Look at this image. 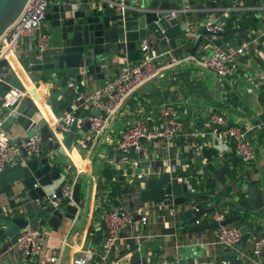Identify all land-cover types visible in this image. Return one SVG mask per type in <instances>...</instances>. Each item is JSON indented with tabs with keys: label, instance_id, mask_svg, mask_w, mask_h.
Returning <instances> with one entry per match:
<instances>
[{
	"label": "crops",
	"instance_id": "obj_1",
	"mask_svg": "<svg viewBox=\"0 0 264 264\" xmlns=\"http://www.w3.org/2000/svg\"><path fill=\"white\" fill-rule=\"evenodd\" d=\"M169 1L173 6H176L180 0ZM210 1L215 2L216 8L233 3L232 0H191L194 6L197 3L203 4V10L207 11L206 16H209L213 12L212 8H215L210 5ZM257 1L262 2V0H249L247 4L253 5L258 3ZM258 11L250 10L247 14H241V16L237 13L236 21L241 22L242 25L246 18L250 16L249 25L244 31L236 33V35L239 34L238 36L234 37L231 36L232 34H229L223 37V44H231L235 40L238 41L252 29L260 31L261 36L259 39L261 42H264V21ZM196 18L198 21L201 20L198 14H196ZM47 27V23L43 21L41 29L45 31ZM26 41L22 42V54L19 57L10 56L9 60H4L1 68L3 75L7 72L15 74L22 83L27 85L31 91V95L24 98L16 106V111L13 112L11 107L6 108L2 105L3 96L0 91V115L4 117V119H0V123L4 129L7 126L5 118L9 114H13L17 120L12 123L10 130L6 132L12 144L20 145L25 141L22 139L16 142L13 141L17 137L24 138L26 136L25 132L28 127H24V123L29 119H38L43 116L51 133L57 140L61 141L64 131L51 126V121L54 117L50 106L45 102L49 87L52 85L55 87L56 84L51 79L39 82L38 78L35 77L36 72L29 74L25 70V64L39 52L29 49L26 46ZM258 49L260 53L246 54L242 62L225 77L218 76L209 69L197 66L190 60L170 66L167 65L169 60L162 59L161 65L164 66L163 68L167 67V69L152 81L135 89L133 93L128 94L129 96L127 95L125 102L118 106L106 130L100 136H95L87 125V122L79 118L76 128V138L84 144L89 140L92 141L85 157H82L79 151L75 149L70 153L72 159L84 161V172H81L84 178L80 193L82 201L77 205L75 218L73 220H66L57 230L44 224L38 226L37 229L43 231L42 249L39 254L30 257L28 264H74V260L81 257L85 250L89 248L97 250L99 248L102 239L98 241L96 234L97 232H100L101 235L103 234V214L113 204L107 196L110 184L120 181L128 184L130 190L138 188V186L131 185L130 182L134 175L133 173L139 168H143V163H145V160H143L140 167L135 169L129 166L130 162L127 160L138 157L134 149H131L125 155L126 159L120 160L116 147L119 131L136 119H147L148 123L151 124L150 119L158 115L159 107L165 103L174 105L179 118L182 120L184 126L189 129L199 128L211 109L226 116L228 123L231 125H237L242 129L251 127V125L254 126V129H250L248 132L252 143L256 144V148H254L255 159L250 164H244L236 154L232 143L226 142V140L220 142L218 149L213 147L208 148L209 151L211 149L215 151L214 154L210 151L213 156L212 160H208L203 153L204 159L192 156L183 150L180 141L176 142L173 150V152L175 150L180 152L181 160L184 164L183 167L178 168L179 176H185L190 162L199 163V169L196 171L197 178L198 182L202 180L205 183L204 191L207 199V202L200 200L203 206H209L215 202H225L219 209L228 208L230 215L241 213L235 203L231 201L233 198L238 202L239 190L234 181L236 176H244L248 182H257L264 190V142L258 140V136L260 135L258 130L261 126L263 127L260 115L264 114V45H260ZM175 52L176 54L187 55L184 51L175 50ZM122 60L123 58H115L112 63H109L106 77L102 80H93L85 77L87 84L84 89L89 91L90 88L103 84L107 79L114 77L121 66ZM259 70H261V73L257 75L256 72ZM258 80L261 83L259 87H256ZM32 89H34L33 92ZM59 102H62V100ZM87 110L88 106H83L82 112H86ZM82 132H85V136H82ZM47 140L51 141L52 139L46 138ZM93 150H95V155L91 160ZM45 153L46 151L43 150L39 155ZM160 155H162L161 152L154 153L148 147L142 156H148L152 161L157 163ZM219 155H221V158L215 159V156ZM203 164L207 166L209 172L212 174H216L221 164H226L228 170L224 176H227L225 182L230 186V190H225L226 184H223L222 181L217 186L212 177L209 178L214 181V186H211L209 181L203 180L204 175L201 170V165ZM232 169L236 172L233 180L232 177L228 176V172ZM66 171L68 173L69 169L65 168L62 176L66 174ZM78 175L73 174V177L76 178ZM86 175L92 178V186L87 207H84L83 201L86 196L87 186ZM60 182L61 179L57 181L55 186ZM55 186L47 189V194L54 192ZM7 190V196L0 193L2 207L10 205L16 209L13 213H18L22 209H25L26 206L31 205L30 203L32 202L22 198V195H25V190L19 182L7 186ZM135 192L136 194L132 195L131 198L128 197L127 193L126 197L122 199L124 203L130 206V200L133 203L139 202L137 190ZM195 198L197 199V191L195 192ZM41 203L42 199L39 204ZM182 216L180 210L175 209L170 202L165 201L161 203V206L150 212L148 222L141 224L138 219H135L133 225L124 230L122 239L118 242L111 258L117 264H126L128 255L121 258L119 256L121 252L129 247L127 239L135 237L136 242H141L138 249L141 252L142 260L139 264H149L159 259H167L173 262V264H220V262L229 264L225 260V257L228 254L234 253V251H230L220 245L207 243L213 239L216 228L201 229L199 222L183 226L181 224ZM251 216L256 219V230L254 231L264 233V217L258 215ZM64 239L69 245L63 241ZM240 249L249 251L250 242L247 240L245 243H241ZM10 250H14L17 256H10L8 254ZM4 258H6V262H9V264H19L20 261L26 260V258H22L19 255L17 247L14 244L7 247ZM234 264L249 263L245 259L236 257Z\"/></svg>",
	"mask_w": 264,
	"mask_h": 264
},
{
	"label": "water",
	"instance_id": "obj_2",
	"mask_svg": "<svg viewBox=\"0 0 264 264\" xmlns=\"http://www.w3.org/2000/svg\"><path fill=\"white\" fill-rule=\"evenodd\" d=\"M26 2L27 0H0V36L20 14ZM128 2L131 7L128 9L125 19H121L120 13L116 12L113 7H109L106 2L99 0H58L47 5L44 21L50 32V46L44 51L37 52V55L31 58L24 68L29 74L36 72L35 77L39 82L51 79L56 84L55 87L53 85L49 87L45 98L54 118H58L64 110L72 111L75 118L68 125V129L62 133L61 141L51 133L43 116L25 122L24 127H28L25 132L26 136L12 140L16 142L22 139L26 142L31 135L39 134L44 138L43 149L46 153L33 155L24 161L17 160L0 171V193L7 196V186L19 182L25 190V195L23 194L22 198L32 202L31 205L26 206L18 213L6 215L2 213L3 207L0 202V258L3 259L4 264H9L4 258L5 251L8 246L14 244V237L20 233L21 229L27 226L37 229L39 225L44 224L57 230L66 220L75 218L77 205L82 201L80 193L84 178L82 173L76 178L73 177V172L69 167L68 152L75 149L82 157L87 155L92 141L89 140L84 144L76 138L78 119H84L90 126L88 118L99 115L101 112L93 108L92 104L88 105L86 112H82V105H78L72 110L71 105L75 98L71 90L72 84L85 77L93 80L104 79L108 64L112 63L115 58L125 57L128 61L137 60L141 55L139 45L146 39H153L154 44L164 51L163 54L153 59L154 61L170 60L171 53L176 54L175 50L195 55L198 46L204 40L205 35L209 33L204 27L208 18L202 3L196 4L197 8L202 9L197 12L201 17L197 26L198 36L190 43L183 38L178 22L180 13L173 17H167L168 11L175 7L169 0H129ZM210 5L216 6L214 1H210ZM218 14V11L214 12L215 17ZM233 19L234 15L226 18V28L216 32L217 38L213 40L215 44L222 45L223 37L244 31L249 25L250 16L246 18L242 26H234ZM166 69L167 67L161 69L137 88L152 81ZM21 84V80L15 74L5 73L0 81L1 95L3 96L10 87H19ZM92 89L90 88L89 91ZM134 90L130 93H133ZM33 91L34 89H32ZM36 97L38 96L36 95ZM125 99L126 97L121 105ZM60 100L62 102H59ZM260 117L263 127L261 126L258 131L264 142V114H261ZM0 119H4V117L0 115ZM15 120L17 119L13 114L7 115L5 118L7 126L4 127V130L9 131ZM82 136H85V132H82ZM46 138L52 139V142L46 141ZM140 140L143 141L144 146L147 145L144 137H141ZM202 152L208 160L213 159L207 146H203ZM94 155L95 150L91 153V160ZM65 168H68L69 172L66 171V174L62 176ZM201 170L204 176L212 177L215 184L219 186L228 166L221 164L216 174L210 173L204 164L201 165ZM86 177L84 207H87L92 186V178L88 175ZM60 179L61 182L55 186ZM66 179L73 181L70 197H63L61 193V183ZM130 184L138 186V188L131 189L128 192V197L131 198L132 195H135L137 190L139 199V202L136 203L129 199L130 206L168 201L182 213L181 224L183 226L199 222L201 229H208L235 223L239 220L256 225V219L251 215L264 217V190L257 182L246 183L247 204H241L235 199H231L241 213L229 214L221 220H209L208 214L219 209L225 202H215L209 206H203L201 201L195 198V191L190 190L185 182L179 181L176 175H171L168 171H161L159 174L134 175ZM54 186V193L61 198L58 206L52 205L46 198L47 189ZM36 199L40 202L43 199L42 205L37 203ZM139 217L140 214H136L134 219ZM251 235V232H245L236 245L237 249H240V244L245 243ZM102 243L103 239L99 248ZM127 243L129 247L121 252L119 258L128 255L126 264L141 263L142 256L138 249L141 242H136V238L131 237L127 239ZM8 254L17 256L14 250H10ZM236 257L237 253L234 252L228 254L225 260L229 264H234ZM29 259L30 255H27L26 260L20 261L19 264H28ZM92 261L93 258L89 264Z\"/></svg>",
	"mask_w": 264,
	"mask_h": 264
},
{
	"label": "built area",
	"instance_id": "obj_3",
	"mask_svg": "<svg viewBox=\"0 0 264 264\" xmlns=\"http://www.w3.org/2000/svg\"><path fill=\"white\" fill-rule=\"evenodd\" d=\"M57 1L27 0L20 14L4 30L0 36V81L3 78L2 62L9 60L10 56L19 57L22 54L21 46L24 40H27L26 46L29 49L39 52L46 50L50 46V35L43 31L41 27L47 5ZM99 1H104L107 6L113 7L116 12L120 13L121 19H125L127 11L131 7L129 0ZM232 1L231 5L217 8L215 6V8L211 9L213 12L211 11L212 13L206 16L208 21L204 23V27L209 33L205 35L195 55L186 53L187 55L184 56V54L171 53V58L167 65L171 66L190 60L197 66L209 69L218 76L225 77L242 62L246 54L260 53L258 47L264 45V42L259 39L261 36L260 31L253 29L246 33L243 38L231 44H223V42L222 45H217L213 42L217 38L216 32L226 28V18L231 15H234V26L242 25L241 22L236 21V14L238 13L241 16V14H247L250 10H259L260 17L264 21V0L262 2L257 1L258 3L253 5L247 4L249 0ZM198 10L202 9L194 6L191 0H180L178 5L167 13V17H173L180 13L178 22L182 29L184 40L193 42L198 36L197 26L199 21L196 18ZM215 11L219 12L216 17L214 16ZM139 46L141 49L140 57L135 61H128L123 57L117 74L107 79L103 84L93 87L91 91H86L84 87L87 81L82 78L71 86V90L75 95L71 105L72 110L78 105L88 106L92 104L93 108L101 112L99 115L88 118L89 127L95 136H100L106 130L109 121L113 118L124 98L164 67L161 65V60H153L164 52L154 44L153 39H146ZM209 49H211V52L207 54L206 52ZM260 73L261 70L256 72L257 75ZM260 83L258 80L256 87H259ZM30 95L31 91L24 83L19 87H10L3 95L2 105L6 108L11 107V110L15 112L16 106L24 98L30 97ZM74 118L72 111L64 110L58 118H53L51 126L58 130L60 129V131H65ZM150 120L151 124L148 123L147 119H136L119 131L116 147L120 160L126 159L125 155L131 149H134L138 154V157L127 160L130 162L129 166L132 169L140 167L143 160H145L143 168L135 171L134 175L159 174L161 171H168L171 175H176L179 181L185 182L190 190L195 191L185 176L178 175V168L183 167L184 164L182 163L180 152L177 150L173 152L177 141L182 143L184 151L194 157L204 159L202 156L203 146L218 149L220 142L226 140V142L232 143L236 154L244 164H250L255 159L253 143L248 136V132L250 129H254V126L251 125V127L242 129L237 125H229L226 116L216 110L211 109L208 112L199 128H186L178 116L177 109L171 103L161 105L158 109V115ZM141 137L145 138L146 146L140 140ZM148 147L154 153L161 152L162 155H160L157 163L148 156H142ZM43 150V138L41 135L33 134L28 141L20 145H14L0 123V171L17 160L24 161L33 155H39ZM70 153H68L69 167L73 174L78 175L84 170V161L72 159ZM220 158L221 155L215 156V159ZM234 181L238 190L245 192L246 196L245 186L248 180L244 176L237 175ZM72 184L73 181L71 180H66L62 183L61 193L63 197L71 196ZM125 197L126 195L119 196L117 201L103 214L104 231L101 248L85 250L81 257L74 260V264H89L91 258H93L91 264H117L111 258V255L116 249L118 242L122 239L124 230L133 225L135 215L140 214L138 221L141 224H145L149 220L150 212L161 206V202H152L151 204L148 202L143 205L134 204L129 206L122 200ZM46 198L54 206H58L61 201V198L56 196L54 192L48 193ZM36 202L40 203V200L36 199ZM14 210H16L14 207L8 205L3 207L2 213L5 215L12 214ZM227 215H229V209L221 208L208 214V218L209 220H221ZM247 231L252 234L247 239L250 242L249 251L237 249V243ZM14 239V245L22 258H26L27 255H30V257L35 256L42 249L43 231L27 226L21 229ZM63 241L69 245L65 239ZM207 243L220 245L230 251H234L237 253V258L245 259L249 264H264V233L255 234L249 227L244 228L235 223L220 225L216 228L213 239ZM0 264H4L1 258ZM149 264H173V262L167 259H159ZM224 264L226 263L224 262Z\"/></svg>",
	"mask_w": 264,
	"mask_h": 264
},
{
	"label": "trees",
	"instance_id": "obj_4",
	"mask_svg": "<svg viewBox=\"0 0 264 264\" xmlns=\"http://www.w3.org/2000/svg\"><path fill=\"white\" fill-rule=\"evenodd\" d=\"M180 55V54H179ZM231 125V124H229ZM258 140L260 141L261 140V137L260 135L258 136ZM211 153H215L214 150H210ZM199 163L198 162H190L189 163V168L187 170V172L185 173V177L188 178L191 186L195 189V192L197 191V199L200 201H204V202H207L206 200V193L204 191V187H205V183L202 182V180L200 182H198V178H197V170L199 169ZM235 170L232 169L231 171L228 172V176L230 177H235ZM198 175H201V174H198ZM226 177L227 176H224L223 179H222V183L223 184H226ZM203 180L205 181H209L210 185L211 186H214V181L209 178V177H205L203 176L202 178ZM225 182V183H224ZM225 190L226 191H229L230 190V186L228 184L225 185ZM130 191V188H129V185L124 183V182H120V181H117V182H112L110 184V190H109V193H108V198L110 200L111 203H115L118 199L119 196H122V195H126L128 192ZM238 202L241 203V204H247V200H246V196H245V192L243 191H238ZM242 223L244 226H247V228L249 227V229L257 234V233H262V232H257V231H254L256 230V226L255 225H252L251 223H248V222H244L242 220H239L238 222H236L235 224L237 225H241L242 226ZM98 237L96 238L98 241H100L102 238H103V234L101 235L100 232H97L96 234Z\"/></svg>",
	"mask_w": 264,
	"mask_h": 264
},
{
	"label": "rangeland",
	"instance_id": "obj_5",
	"mask_svg": "<svg viewBox=\"0 0 264 264\" xmlns=\"http://www.w3.org/2000/svg\"><path fill=\"white\" fill-rule=\"evenodd\" d=\"M44 22H45V21H44ZM45 31L50 35V32H49V30H48V27L45 28ZM238 35H239V34H237V35H236V34H232L231 36H234V37H235V36H238ZM50 41H51V38H50ZM236 41H237V40H235L234 42H236ZM189 42H190V41H189ZM190 43H191V42H190ZM210 52H211V49H209L206 53L209 54ZM185 54H186V53H185ZM253 147L256 148V144H253ZM242 226H243L244 228H247L246 226L243 225V223H242Z\"/></svg>",
	"mask_w": 264,
	"mask_h": 264
}]
</instances>
